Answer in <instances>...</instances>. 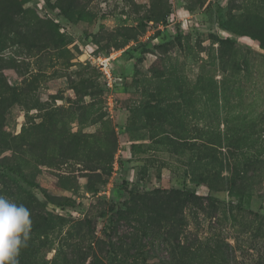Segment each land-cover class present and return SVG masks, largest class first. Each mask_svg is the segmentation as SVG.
Listing matches in <instances>:
<instances>
[{
	"label": "rangeland",
	"instance_id": "374dc122",
	"mask_svg": "<svg viewBox=\"0 0 264 264\" xmlns=\"http://www.w3.org/2000/svg\"><path fill=\"white\" fill-rule=\"evenodd\" d=\"M0 195L19 264H264V0H0Z\"/></svg>",
	"mask_w": 264,
	"mask_h": 264
},
{
	"label": "clouds",
	"instance_id": "9594fccd",
	"mask_svg": "<svg viewBox=\"0 0 264 264\" xmlns=\"http://www.w3.org/2000/svg\"><path fill=\"white\" fill-rule=\"evenodd\" d=\"M31 228L30 210L0 195V264H19L21 249L28 245Z\"/></svg>",
	"mask_w": 264,
	"mask_h": 264
},
{
	"label": "built area",
	"instance_id": "2783aa9c",
	"mask_svg": "<svg viewBox=\"0 0 264 264\" xmlns=\"http://www.w3.org/2000/svg\"><path fill=\"white\" fill-rule=\"evenodd\" d=\"M99 66L105 72V74L111 78L112 71H111V61L109 57H99Z\"/></svg>",
	"mask_w": 264,
	"mask_h": 264
},
{
	"label": "trees",
	"instance_id": "16d2710c",
	"mask_svg": "<svg viewBox=\"0 0 264 264\" xmlns=\"http://www.w3.org/2000/svg\"><path fill=\"white\" fill-rule=\"evenodd\" d=\"M20 177L23 178L24 180H26L28 183L41 188L43 190L45 196L47 198H51L50 195L45 191V189L43 187H41L40 185H38L37 183H35V182L31 181V180L26 179L23 175H20Z\"/></svg>",
	"mask_w": 264,
	"mask_h": 264
}]
</instances>
